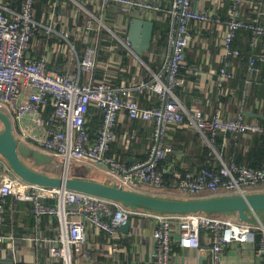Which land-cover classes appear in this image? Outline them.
Instances as JSON below:
<instances>
[{
	"label": "built area",
	"instance_id": "1",
	"mask_svg": "<svg viewBox=\"0 0 264 264\" xmlns=\"http://www.w3.org/2000/svg\"><path fill=\"white\" fill-rule=\"evenodd\" d=\"M244 2L231 0L222 39L225 57L241 56L240 51L232 49L241 30L250 34L251 49H257L264 40L263 23L258 19H241ZM11 3H19L18 9H13ZM37 3H52L40 18L36 14ZM65 3H72L74 8H67ZM84 3L93 4L92 9H87ZM154 3L153 0H0V113L8 117L18 144L61 160L62 170L66 167L68 173L72 164H82L105 176L110 184L140 192L143 186L162 188L166 170L161 165L173 153V148L166 143L168 130L170 126L183 125L185 119L202 135L210 134V139L206 138L210 147L221 133L235 137L264 135V125L248 122L244 115L224 119L220 110L212 117L198 110L190 113L177 99L174 90L184 85L181 71L187 67L186 52L192 43L190 25L213 22L211 13L194 9L193 0H172L167 12L170 22L168 50L158 73L143 63L133 52L130 42L109 26L108 17L114 10L126 11L130 16L135 11L162 12V7ZM81 15L84 16L83 21ZM70 19L74 22V38L84 45L81 57L70 42L69 25L66 23ZM91 34L95 37V43L89 38ZM39 35L48 38L47 50L34 56L32 51ZM51 37L60 40L58 48L56 45L50 46ZM108 40L110 49H124L142 63L152 82L125 87L107 79L98 80V71L104 68L100 62V51ZM59 48L68 53L62 66L63 74L50 69V53ZM259 63H264V51L250 58V78L259 73ZM111 66L107 65L105 69ZM229 66L228 62L223 63L217 72L220 85L235 78ZM72 69H75L74 72H71ZM190 72L198 74L199 69L195 66L190 68ZM83 76L87 77L86 81L82 80ZM145 88L159 97V107L142 108L139 105L136 93ZM92 107L102 113V124L94 139L87 127V117ZM49 108L53 112L46 118ZM123 112L130 120L155 125L149 158L128 166L110 155L111 145L116 140L119 115ZM220 162L219 169L204 168L196 174H186L177 185L180 197L194 199L204 195L264 192V168L253 170ZM9 197L31 203L38 223L43 217H56L59 221L58 238L23 237L18 240L4 234L2 227ZM42 199L49 201V205L42 204ZM134 214V209L112 200L25 182L15 176L7 162L0 157L1 261L26 264L20 242L31 241L37 245L40 242L49 245L48 255L51 259L61 260L62 264H73V251L82 250L91 231L106 234L107 243L115 253L119 249V229L130 222ZM150 216L157 222L152 235L155 251L150 259L153 264H171V232L175 223L179 229L178 245L183 249L203 250L201 233L210 236V264H222V253L232 243L256 242L257 255L264 256V226L248 225L236 217L218 218L200 213H151Z\"/></svg>",
	"mask_w": 264,
	"mask_h": 264
},
{
	"label": "crops",
	"instance_id": "2",
	"mask_svg": "<svg viewBox=\"0 0 264 264\" xmlns=\"http://www.w3.org/2000/svg\"><path fill=\"white\" fill-rule=\"evenodd\" d=\"M153 1L155 2L154 4L162 7V12L154 14L135 11L133 15L130 16L126 11L118 12L114 10L108 17V23L119 36H125L124 39L128 36L129 24L133 18L152 21L155 23V26L157 23L168 25V32L164 39L154 28L151 49L146 55L147 61L145 62L142 60L143 54L140 56L143 63L150 67L154 73H158L161 70L164 57L168 50L170 22L167 12L172 5V0ZM230 3L231 0H193L194 9L211 13L213 15V22L207 25H198L195 23L190 25L192 43L186 52L187 67L182 71L181 76L184 79V91L189 93L197 91L200 93V98H194L192 100V113L198 110L203 112L207 117H212L217 111L214 109L210 99L216 91L220 89L217 88V86H221L218 82L217 72L220 70L223 63L228 62L230 64L229 70L233 71L235 75L238 73L239 64H236L235 58L231 56L225 57L223 54L222 39L226 30L225 22L228 19ZM51 4L52 3H37V17L40 18L41 13ZM84 4L89 10L93 7L91 3ZM65 5L69 9L74 8L72 3H65ZM37 6L40 7L39 10ZM11 7L17 10L19 3H11ZM241 19L244 21L258 19L264 24V2L261 0H245L244 4L241 6ZM66 23L69 25L71 39H75L73 20L70 19ZM42 35L38 36L39 38L37 39L38 42L36 46L34 44V50L32 51L34 56H39L47 50L48 38L42 37ZM248 37V32L240 31L233 49L242 51L244 54L247 52L259 54L261 51H264V40L260 42L257 49H252L250 51L247 47L249 41ZM89 38L91 42L95 43L93 34H91ZM59 43L61 42L57 37H51L49 39L50 46H57ZM109 45H111V43ZM59 49H61V51L63 50L62 48ZM59 49L52 52V54L50 53L52 56L50 69L63 74L62 66L67 60L66 57L68 53L67 50L61 52ZM103 49V59L100 58V62L101 66L104 68H100L98 71V80L107 79L116 85L125 87H132L135 84L139 85L141 83L145 85L146 82H152L148 75L142 74V63L137 61L132 55L129 56L134 71H128L123 68V56L119 54V47L110 49L108 45H104ZM81 50L83 53L82 47ZM107 65L112 66L105 69ZM259 65L264 66V63H259ZM195 66L199 69L198 74L190 72V68ZM74 70L75 69H72L71 72H74ZM263 77L264 70L259 68V73L254 76V78ZM252 78L249 77V79ZM82 80L86 81L87 77L83 76ZM219 93L218 91L217 95ZM201 98H203V100H201ZM177 99L183 104L178 97ZM136 100L142 108H153L161 105L159 97L153 94L148 88L137 92ZM52 112L53 110L49 108L46 118H48ZM234 117L235 116H232L229 119ZM252 122L258 123L257 121ZM101 124V111L96 107H92L87 117V127L92 139L96 137ZM154 128L155 125L153 123L130 120L125 112L121 113L116 128V140L111 145L110 155L126 166L136 162L146 161L150 155ZM206 134L208 133L202 135L187 123L181 126H170L166 143L173 148V153L162 162V168H164L166 172L172 173L177 177H179L182 172H196L202 165H209L211 167L213 166L214 169H219L221 165L220 161L223 160L217 154L215 158L211 155H204L206 146H209L206 140ZM248 136L241 137L248 138ZM228 144H230V140L225 137L224 146L227 147ZM203 157L205 159L209 157L206 164L202 163L204 161ZM211 167L210 169H212ZM194 169L195 171H193ZM91 173V180L109 182L102 174L95 171ZM140 192L156 197L171 199L182 198L175 192L156 191L145 186L140 189ZM202 197L207 196L204 195ZM134 212H136V214L131 216L129 233H122L119 229V249L117 252H112L111 247L107 243L106 234L91 231L82 250L79 252L73 251V264H153L150 259L151 254L155 251V242L152 235L157 228V222L150 216L153 212L143 209H134ZM34 215L33 205L31 203L15 201L12 197H9L7 199L4 215L5 224L2 227V232L6 235L17 237L18 240H22L21 238L23 237L56 240L59 236L58 219L56 217L46 216L38 223ZM216 217L228 218L227 215L223 214H219ZM171 239L173 247L171 264H210V255L208 252V248L210 247V236L207 233H201L200 239L203 250L183 249L178 245L179 229L177 223L173 225ZM20 244L26 264H41V257L44 258L45 264H62L61 260L51 259L49 257V245L47 244L40 242L39 245H37L35 242L31 241H22ZM256 249V242L229 244L222 253V264H264V256H258Z\"/></svg>",
	"mask_w": 264,
	"mask_h": 264
},
{
	"label": "water",
	"instance_id": "3",
	"mask_svg": "<svg viewBox=\"0 0 264 264\" xmlns=\"http://www.w3.org/2000/svg\"><path fill=\"white\" fill-rule=\"evenodd\" d=\"M155 23L143 19L133 18L129 24L126 38L130 42L133 52L140 57L151 49ZM249 118L263 120L262 115L245 112ZM0 157L10 167L13 174L25 182L33 185L57 188L67 191L83 193L122 204L130 209H143L157 214L188 215L205 214L227 215L236 217L240 222L257 226H264V192H254L246 195L207 196L194 199H171L133 192L122 186L99 182L84 177H69L66 167L59 177L51 176L40 168L49 165L52 158L44 153L32 150L18 144L11 127V123L4 114L0 113ZM45 206L49 201L40 200ZM131 222L120 228L122 233H129ZM0 264H13L11 260L1 261Z\"/></svg>",
	"mask_w": 264,
	"mask_h": 264
},
{
	"label": "trees",
	"instance_id": "4",
	"mask_svg": "<svg viewBox=\"0 0 264 264\" xmlns=\"http://www.w3.org/2000/svg\"><path fill=\"white\" fill-rule=\"evenodd\" d=\"M39 9L40 7H38V10ZM81 19H82L81 21L84 20L83 15H81ZM155 31L161 34L162 38L164 39L166 33L168 32V25H162L157 23L155 26ZM248 35H249L248 40L250 41V34L248 33ZM104 36L106 37L105 34ZM236 39L232 44V49L234 48ZM249 41L247 47L251 51L252 49L249 47ZM70 42L76 46L77 53L79 54V57H81L82 54L81 47L84 49L82 45L83 43L81 41H76L73 38L70 39ZM109 44L110 41L108 40L107 42L106 41L104 42L103 46L104 45L107 46ZM103 51L104 49H101L100 51L101 59H103V54H104ZM249 53L247 52L244 54L242 51H240L241 56L234 59L236 64L237 63L239 64V70L238 73L235 75V78L223 83L220 87L217 86V88H220L218 90L220 93L217 95L218 91H216V93L210 99L212 101L214 109L220 110L223 114L224 119H229L230 117L236 115H244L245 112L262 115L264 117V77L263 78L253 77L252 79H249L248 77L249 60L252 56H255L257 54L251 52ZM119 54L123 56V68L127 69L128 71H134V68L132 67V61L130 59V56L128 55V52L124 49H119ZM142 60L146 62L147 58L145 57V59ZM258 67L264 70V66L258 65ZM141 69H142L141 70L142 74L148 75L150 77V80H152V77L149 74V72H147V70L144 69L143 67ZM182 71H181V75H182ZM174 93L183 102L186 109L190 113H192L193 112L192 100L194 98H200V93L197 91H194L192 93L186 92L184 91L183 86L175 88ZM201 100H203V98H201ZM245 118L247 121H251V122L257 121L261 125H264V119L259 120L255 118H248L246 116ZM184 123L189 124L187 119H185ZM206 137L210 139V134L209 133L206 134ZM225 137L230 140V144H228L227 147L224 146ZM204 153H205L204 155L207 156L211 155L214 158L215 156L218 155L223 160V162L228 165L234 163L238 166H243L253 170L263 169L264 168V135L255 134L248 136V138H242L241 136L235 137L234 135L231 134L221 133L214 139L212 148L206 146ZM203 160L204 161L202 163L206 164L209 160V157L206 159L203 157ZM210 167L211 166L209 165H202L198 171L192 173L196 174L200 172L202 169L204 168L210 169ZM211 168L214 169L213 166ZM40 169L44 171L43 167ZM92 171L94 170L88 168L85 165L72 164L69 171V177H84L87 179H91L90 177ZM193 171H195V169ZM45 173L49 174L48 172ZM188 173L191 172L189 171L182 172L180 173V176L177 177L172 173L166 172L163 178L162 188H155L149 186H145V187L156 191H169V192L178 193L177 185L179 181ZM105 183H109V182H105ZM216 216L218 215H213V217ZM258 240L259 238H257V241ZM40 261L41 264H45L44 258L41 257Z\"/></svg>",
	"mask_w": 264,
	"mask_h": 264
},
{
	"label": "rangeland",
	"instance_id": "5",
	"mask_svg": "<svg viewBox=\"0 0 264 264\" xmlns=\"http://www.w3.org/2000/svg\"><path fill=\"white\" fill-rule=\"evenodd\" d=\"M148 53H145L142 55V59H145L146 55ZM3 128L2 124L0 123V131ZM43 172H48L51 176L59 177L62 175V162L61 160H58L56 158L52 159V162L49 165L43 166Z\"/></svg>",
	"mask_w": 264,
	"mask_h": 264
}]
</instances>
